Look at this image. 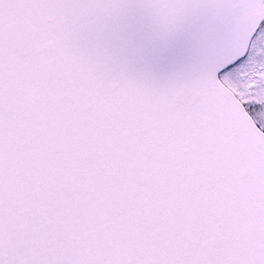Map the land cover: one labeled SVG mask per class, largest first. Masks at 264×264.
<instances>
[{
	"label": "snow or ice",
	"instance_id": "snow-or-ice-1",
	"mask_svg": "<svg viewBox=\"0 0 264 264\" xmlns=\"http://www.w3.org/2000/svg\"><path fill=\"white\" fill-rule=\"evenodd\" d=\"M0 264H264V0H0Z\"/></svg>",
	"mask_w": 264,
	"mask_h": 264
}]
</instances>
